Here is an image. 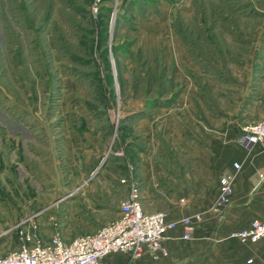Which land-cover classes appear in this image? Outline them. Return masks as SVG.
<instances>
[{
    "label": "rangeland",
    "instance_id": "374dc122",
    "mask_svg": "<svg viewBox=\"0 0 264 264\" xmlns=\"http://www.w3.org/2000/svg\"><path fill=\"white\" fill-rule=\"evenodd\" d=\"M263 77L264 0H0V254L94 232L144 178L163 209Z\"/></svg>",
    "mask_w": 264,
    "mask_h": 264
},
{
    "label": "crops",
    "instance_id": "0c3cea01",
    "mask_svg": "<svg viewBox=\"0 0 264 264\" xmlns=\"http://www.w3.org/2000/svg\"><path fill=\"white\" fill-rule=\"evenodd\" d=\"M260 88L256 112H246L248 90L241 92L238 110L228 117L218 118L214 134L202 135L199 148L189 146L197 153L192 169H196L197 176L201 177L187 179L185 183L180 177L170 179V187L164 194L169 201L160 197L163 209L157 208L156 204L149 208L157 199L150 196L153 190L150 179L144 178L143 209L165 210L167 219L176 222L175 227L167 230L162 242L166 254H145L132 260L127 253H111L105 257L108 264H264V238L242 242L229 236L230 231L247 227L253 219L264 216V145H244L237 141L245 125L264 119V77ZM176 100L172 102L178 104ZM160 107L157 109L163 108ZM160 117L166 118L162 112ZM142 120L144 118L138 121ZM235 162L240 164L239 169L234 168ZM154 166L162 167L160 163ZM228 173L232 175V193L227 206L222 208L218 204L219 178ZM159 185L154 183V188L162 192ZM182 197L184 203L174 201ZM195 214H199V219H193ZM183 217L193 219L194 230L189 239L183 236Z\"/></svg>",
    "mask_w": 264,
    "mask_h": 264
},
{
    "label": "built area",
    "instance_id": "2783aa9c",
    "mask_svg": "<svg viewBox=\"0 0 264 264\" xmlns=\"http://www.w3.org/2000/svg\"><path fill=\"white\" fill-rule=\"evenodd\" d=\"M237 141L244 145H264V119L250 122L242 128ZM235 169L240 164L233 163ZM232 175L219 178L218 204L225 208L232 193ZM116 217L92 233L74 236L66 241L61 231L53 233L48 240L35 234L21 232L18 246L0 254V264H108L105 257L111 253H127L134 260L145 254H166L162 242L169 228L176 225L167 219L165 210L143 209L141 194L133 186L119 205ZM195 214L193 219H199ZM192 217H183L184 238L192 237ZM230 237L242 242H256L264 238V216L253 219L247 227L230 231Z\"/></svg>",
    "mask_w": 264,
    "mask_h": 264
}]
</instances>
